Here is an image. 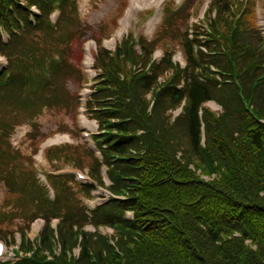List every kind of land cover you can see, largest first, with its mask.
Segmentation results:
<instances>
[{"label":"trees","instance_id":"obj_1","mask_svg":"<svg viewBox=\"0 0 264 264\" xmlns=\"http://www.w3.org/2000/svg\"><path fill=\"white\" fill-rule=\"evenodd\" d=\"M243 9L239 0H214L211 10L217 17L209 20L204 42L200 27L191 38L186 22L178 35L180 29L168 17L166 31H177L185 69L168 52L161 63H152L157 48L144 38L140 44L132 35L124 38L114 52L97 41L94 57L102 73L87 109L99 125L92 140L103 160L88 150V169L104 185L100 168L107 166L110 191L125 199H112L89 215L73 197L67 176L47 177L52 201L33 172L24 171L30 167L18 169L20 184L16 169L7 171V188L28 200L47 232L59 220L62 247L61 257L48 261L44 248L51 247V234L43 246L22 230V245L39 249L17 264H264V37L255 25L242 29ZM56 10L60 17L54 25L50 16ZM84 30L75 0H0V55L8 60L0 73V140L10 136L20 117L34 118L61 102L75 74L71 64H61V47L83 37ZM3 32L10 37L7 43ZM40 35L43 46L37 42ZM166 71L173 75L160 84ZM149 94L155 101L152 111ZM210 101L222 112L206 109ZM180 107L183 113L172 122L169 111ZM64 149L67 162L86 169L79 163V148ZM64 149H48L47 155L60 161ZM8 155L14 157L10 150ZM9 162L3 160L7 167ZM75 184L80 197H91L92 184ZM126 211L133 213L132 220L125 218ZM88 225L96 232L85 231ZM101 227L114 234L102 235ZM77 244L80 254L74 256Z\"/></svg>","mask_w":264,"mask_h":264},{"label":"rangeland","instance_id":"obj_2","mask_svg":"<svg viewBox=\"0 0 264 264\" xmlns=\"http://www.w3.org/2000/svg\"><path fill=\"white\" fill-rule=\"evenodd\" d=\"M135 0H79L80 3V18L82 20V27L85 29L83 37L79 38L75 36L67 45L61 47L64 50L63 58L60 60L61 64L67 63V66L71 64L75 69V74L69 78L67 83V90L61 98V102L52 108L49 106L44 107L39 114L34 118L20 117L16 124L11 127L12 133L10 136H6L3 140H0V240L7 238L5 254L3 261L16 260L14 252L19 250L22 243L19 233L22 230H26L31 242L35 243L36 239H40L38 243L44 246L45 238L51 234L50 241L51 247L44 248L48 253L59 252V246L57 244V233L55 231L56 225L59 221L53 220L51 222V229L53 232H47V224L38 217L34 207L29 204L18 192H11L6 186L7 171L16 169V178L19 184L22 178L18 169H26L32 171L36 184L42 189L46 187L49 190L51 199H54V191L49 189V184L46 177L50 175H63L67 176L68 186L72 188L73 197L79 202L81 206L86 209L89 214L90 208H94L95 203H101L109 197V194L103 189H99L95 193H99L96 199L101 202L89 201L80 197V188L75 182L85 185V183L92 184V176L88 167L92 166V159L88 150H90V141L84 137V133H94L96 129L90 127H83L81 123L82 114L86 115L89 122H93L89 118V112H86L85 108H82V104L89 99L90 95L94 92L95 78L97 73L94 69L92 77L84 71V60L86 58L87 47H90L92 53L96 52V44L94 41H98L106 50H114L115 46L109 47L106 45L107 41L110 42L116 37V32L123 27L124 20L127 17L128 11L133 7ZM242 1V0H240ZM206 0H166L159 10L158 5L145 6L141 9H134L129 17V23L127 24L126 32L123 36L130 37L134 35L137 41L143 38L153 46L157 48L154 55L155 59L161 60L165 55L171 53L174 55V61L181 66L185 65L184 60H179L178 55L182 52L180 42L178 41L176 34L177 31L167 30L166 22L169 16H171V24L177 25L179 28V34L181 35L185 30L186 22L190 24V29L194 24H200L206 19V15H202V7ZM129 3V4H128ZM246 3V2H245ZM128 5L127 10L126 6ZM264 9V0H250L245 12V18L242 29L247 24L260 26L263 30L264 25L261 22V17ZM125 12V13H124ZM187 12V16H186ZM188 13L190 17L188 18ZM205 15V17H204ZM156 22L150 26L149 22L153 17H156ZM59 14H56L58 19ZM171 25V26H172ZM4 38H8L4 33ZM117 39L119 42L122 40ZM57 37L54 36V41ZM38 45L43 46L45 43L41 35L37 39ZM51 42V40L49 41ZM90 50V52H91ZM96 55V54H95ZM3 60V61H1ZM4 59L0 58V64L3 65ZM182 66V67H183ZM82 75V80H79V76ZM173 75L172 72L166 71L163 78L166 80ZM60 76V75H59ZM58 76V78H59ZM162 80V78L160 79ZM92 87V88H91ZM88 91V94L85 92ZM66 94H69L70 100H66ZM81 99V100H80ZM82 101V103H81ZM83 111H85L83 113ZM4 117L3 113H0V120ZM18 117L14 116L13 120ZM4 134H7L4 131ZM68 136L69 141L55 143L52 148H43L44 144L49 140H56L58 137ZM89 141V142H88ZM67 146L73 148H79L80 161L83 168H77L74 164L67 162V156L65 155V149ZM63 148L64 151L59 153L58 156L64 157L60 161L52 160L55 157L48 153L47 149ZM8 150L12 152L14 157L11 159L8 155ZM42 157L40 159L39 157ZM69 158L73 156V152L68 154ZM10 159L8 164H4L3 160ZM78 163V162H77ZM23 171V174H24ZM77 172H81L85 176V180L77 179ZM25 175V174H24ZM46 176V177H45ZM73 180V181H72ZM72 199V197H71ZM94 199V198H93ZM89 207H88V205ZM43 221V222H42ZM41 225H38L39 223ZM89 229V230H88ZM90 231V228H87ZM53 234V235H52ZM105 234L112 235L111 231L106 230ZM111 237V236H110ZM27 245V244H24ZM27 247V246H24ZM78 244L76 250L71 251L74 255L78 256L80 253Z\"/></svg>","mask_w":264,"mask_h":264},{"label":"bare ground","instance_id":"obj_3","mask_svg":"<svg viewBox=\"0 0 264 264\" xmlns=\"http://www.w3.org/2000/svg\"><path fill=\"white\" fill-rule=\"evenodd\" d=\"M164 1L165 0H135L133 2V7L127 13V17L124 20L123 27L121 29H119V31L116 33V37L114 38V40L112 42H109L107 45L109 47L113 46L115 44V42L117 41V39H120L125 34L126 28H127V24L129 23V17L131 16L132 11L134 9H141V8H144L145 6H155V5H158V7L160 8L161 4ZM156 18H157V16L153 17L150 20V22H149L150 26H152L156 22ZM89 59L91 60L90 55H89ZM81 123H82L83 127H90V128H93L94 130L96 129V124L94 122H89L84 117L81 118ZM65 141H69V137L68 136L58 137L57 140H51L47 144H45L44 146L47 147V146H50L53 143H61V142H65Z\"/></svg>","mask_w":264,"mask_h":264}]
</instances>
